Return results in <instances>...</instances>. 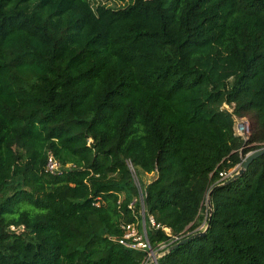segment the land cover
<instances>
[{
	"label": "trees",
	"instance_id": "obj_1",
	"mask_svg": "<svg viewBox=\"0 0 264 264\" xmlns=\"http://www.w3.org/2000/svg\"><path fill=\"white\" fill-rule=\"evenodd\" d=\"M263 147L264 0H0V264H141L111 240L135 220L127 162L172 236L209 224L158 264H264V155L220 176Z\"/></svg>",
	"mask_w": 264,
	"mask_h": 264
},
{
	"label": "built area",
	"instance_id": "obj_2",
	"mask_svg": "<svg viewBox=\"0 0 264 264\" xmlns=\"http://www.w3.org/2000/svg\"><path fill=\"white\" fill-rule=\"evenodd\" d=\"M227 110L229 113H233V106L223 104L221 110ZM234 119V133L236 136L243 138L248 135V122L243 118L233 116ZM246 139V138H245ZM244 139V141H245ZM240 165V164H239ZM237 165L234 169L228 173H220L221 179L225 180L238 168ZM71 165L62 166L51 153H48L47 160L44 165V172L50 175H58L69 169ZM127 167L131 173L132 181L137 190V196L128 204V209L134 215V221L129 223H121V235L118 237H112L113 242L118 243L120 246L135 251L141 252L144 254V259L141 264H158V259L163 256V251L166 250L170 245L176 243L183 237H176L171 235L169 228L161 226L156 223L154 218L147 214L145 205H144V190L140 183V179L136 173L134 166L127 162ZM99 201L96 199L94 206H99ZM202 225L199 230L203 229ZM161 230L163 231L170 240L167 242H160L155 247L152 246L148 237L149 230ZM13 231H22L23 226L18 227L17 229L11 227Z\"/></svg>",
	"mask_w": 264,
	"mask_h": 264
},
{
	"label": "water",
	"instance_id": "obj_3",
	"mask_svg": "<svg viewBox=\"0 0 264 264\" xmlns=\"http://www.w3.org/2000/svg\"><path fill=\"white\" fill-rule=\"evenodd\" d=\"M264 155V147L260 148L258 150H255L253 152H249L247 153L243 159L241 164L238 166V168L231 174V176H229L227 179H225V181L223 182V184H228L232 181H234L235 179H237L238 177L242 176L244 174V172L246 171V169L248 168L249 164L256 158L260 157ZM205 203H206V207H207V211H208V221L211 218L212 215V206L210 203V192L207 193L206 198H205ZM208 222L204 225V228L193 232L192 234L186 235L183 238H181L179 241H177L176 243L170 245L166 250L163 251V256L168 254L169 252H171L172 250H174L175 248H177L180 245H183L184 243H186L187 241L198 237V236H203L206 234L207 228H208Z\"/></svg>",
	"mask_w": 264,
	"mask_h": 264
},
{
	"label": "rangeland",
	"instance_id": "obj_4",
	"mask_svg": "<svg viewBox=\"0 0 264 264\" xmlns=\"http://www.w3.org/2000/svg\"><path fill=\"white\" fill-rule=\"evenodd\" d=\"M90 1H91L93 6H96L98 4H103V5H106V6L110 7V8L118 9V8H123V7L127 6L133 0H90ZM245 119L248 122V128H247L248 129V135H247V137L244 136L242 139L244 140L246 138L245 142H247L249 137H250V133H251V128H250L251 127V122L249 121L248 118H245ZM251 146H253V145H248V147H251ZM255 150H258V149H253V150H250L249 152H253ZM153 175L152 174H150V175L140 174L139 179L142 182V184H146V183H148L149 181H151L153 179ZM204 206L206 207L205 201H204ZM204 217H205V214H204ZM201 227L202 226H200V228Z\"/></svg>",
	"mask_w": 264,
	"mask_h": 264
}]
</instances>
